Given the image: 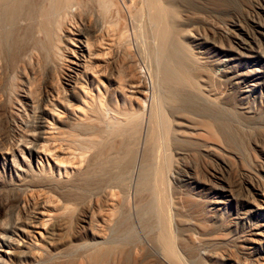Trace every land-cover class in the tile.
<instances>
[{
	"label": "rangeland",
	"instance_id": "374dc122",
	"mask_svg": "<svg viewBox=\"0 0 264 264\" xmlns=\"http://www.w3.org/2000/svg\"><path fill=\"white\" fill-rule=\"evenodd\" d=\"M123 1L83 0L80 9L74 6L72 16L65 21L66 42L60 50L39 34L38 46L30 44L14 62L12 57L5 59L0 54L4 59L0 56V264H95L89 257L97 244L104 243L115 248L107 261L96 264H253L262 254L244 247L251 225L264 222V209L254 207L264 205V79L255 76H264V37L254 30L256 23L264 24V0H171L181 35L179 43L194 57V76L207 89L199 104L234 116L239 136L232 145L216 129L219 141L208 138L206 119L193 116L188 107L174 108L167 101L161 23L168 16L162 13L164 17H160L156 8L168 9L170 0L158 1L155 9L150 0H131L133 13L128 10L130 0L127 5ZM164 7L159 8L165 11ZM212 27L231 29L236 37L218 38ZM241 42L249 43L254 51L243 50ZM83 44L94 54L93 59L87 50L84 58L80 57ZM88 58L90 61L85 60ZM239 73L243 79L234 80ZM254 81L259 84L255 90L251 86ZM59 93L62 98L58 99ZM59 101L75 111L74 125L67 123L61 106L51 113L54 117L42 115L47 104L53 106ZM97 106L105 107L103 113L107 110V115L122 123L130 117L140 120L138 134H124L127 137L130 133V137H123L128 145L120 135L108 138L101 148L106 153L122 144L138 149L137 162L128 171L131 178L128 175L127 188H119L114 179L115 173H120L116 164L110 165L115 172L107 166L112 174L102 177L98 190L103 194L94 193L95 188L88 185L92 182L74 180L88 167L85 158L89 154L81 160L83 166L65 161L62 175L54 173L59 183L44 182L38 170L42 165L49 166L48 159L44 156L41 164L31 142L41 130L48 132L45 136L74 131L89 137L93 131L87 130V124ZM164 121L169 123V132ZM187 124L204 128L195 133L185 127ZM198 135L209 142L206 138L200 144L176 139L185 136L192 140ZM152 148L161 156L159 160L152 158L158 164L149 156L155 165L150 173L151 185L140 190L142 162ZM33 201L45 206L43 218L37 216ZM62 216L67 217V233L76 236L70 249L56 256L55 247L38 244L40 236L36 234L39 241L32 238L36 246L30 247V255L39 259L34 262L30 255L22 254L23 247L18 248L21 230L28 227L32 233L43 220L53 227ZM91 219L98 225L95 239ZM164 230L175 247L174 255L160 243ZM129 232L133 237L125 242ZM8 248L16 249L14 256H5Z\"/></svg>",
	"mask_w": 264,
	"mask_h": 264
},
{
	"label": "bare ground",
	"instance_id": "6f19581e",
	"mask_svg": "<svg viewBox=\"0 0 264 264\" xmlns=\"http://www.w3.org/2000/svg\"><path fill=\"white\" fill-rule=\"evenodd\" d=\"M81 1L83 2V0H0V54H2L5 59L7 57H10V58L12 57L14 60L12 58L11 59L14 62L15 59H18L22 56L23 52L25 53L27 48H29L30 44H32L34 48H36L38 46V44H39L38 38L39 37H37V36L39 34L43 35V37H46V39L49 41V43L54 48H58L60 50L61 44L63 42L64 43L66 42V37L63 36V32H65V30H66L65 26L67 27V25H65V21L68 18V16L72 14L74 6L76 8H79L78 6H80L82 4ZM150 1H151L150 4L152 5V7L154 9L157 6H159L158 4L160 2L162 3V0H150ZM226 1H229V0H226ZM123 2L125 4V3H128L129 0H124ZM157 2H158V4H157ZM172 2L174 3V0ZM172 2H171V0L168 1V4H169L168 9H165L164 6H159L160 8L164 7L165 11L160 10L159 7L156 8V10L158 9L157 11H160L159 14L161 13L160 17L162 16V13H163V15H166V17L167 16L169 17V18L167 17L168 20H166L167 18L165 19L166 22H165V20L163 21L166 24L161 23L162 24L161 26L163 27V28L162 27L161 28L164 30V31H161V32H164L163 33L164 35L162 34L163 35V41H162V43H163L162 44V46H163L162 47L163 57H162V59H163V63H164L165 73H166L164 82H165L167 92H168L167 101H168V103L173 104L174 108H181V107L187 108L188 107V109H190L192 111L193 116H195V117L198 116V117H202V118L206 119L204 122V127L207 130L208 135L205 132H204V134H206L207 137L211 136L212 138L215 139V141H217V139L219 141L220 137L219 136H218V138L216 137L217 136L216 133L219 132L223 137H225L226 141H228L229 143L231 142L230 145H232L234 140H238V136H239L238 135L239 131L236 128L237 123L235 122L234 116L231 115L230 113L224 111V110L223 111L219 110V109H217L211 105H207L208 108H206V107H202L199 104V100L203 101L201 99V97H202L203 93L205 91H207V89H206V87H204L203 84H201V80H199V82H200V84H199L196 80L197 78L194 76L195 75L194 73L196 70V66H195L196 63H195L194 57H191V55H189L191 53H187V50L182 48L184 46L180 45V43L182 42L180 40L181 35H180V32H178L179 29L177 28V25L174 21L176 16H175V11H174L175 9L172 7V6H174V4ZM129 3H128L129 4L128 5L129 12H131V13L135 12V11H133L134 10L132 8L133 3L131 4V0ZM147 3H149V2L147 1ZM168 4H167V6H168ZM83 5H84V3H83ZM125 5H127V4H125ZM149 7L151 8V6H149ZM71 9H72V11H71ZM151 10H152V8H151ZM155 14L157 15V13H155ZM162 17H164V16H162ZM155 19L160 20V19H158V17H156ZM153 21H154V19H153ZM157 23L159 24L160 22H157ZM66 24H68V23H66ZM210 30L214 34V36H218V38L231 40L234 36L236 37L235 33L231 29H222V28L212 27ZM254 30H255L256 34L263 35V37H264V24H261L259 22L256 23L254 25ZM248 37H250V36H248ZM251 38L252 37H250V40H252ZM250 40H247V41L249 42ZM250 43H252V42H250ZM86 44L88 45V43H86ZM87 45L83 44V46L80 48V51H79L80 57L84 58L83 54L86 53V50L88 51ZM241 46H242L243 50H245L247 52L249 50L254 51V50H252L251 47H249L250 44L247 42L246 43L241 42ZM30 50H31V48H30ZM90 51L91 50H89L88 52L90 53L89 56L91 58L93 53L91 54ZM74 56L77 57L76 52H75ZM3 57L1 56L2 59H3ZM93 57H92V59H93ZM88 59H85V60L90 61V59L89 60ZM91 67H93V66H91ZM87 69H89V68H87ZM87 71H85V73H87ZM243 74H246V73H243ZM243 76L244 75H240V73H239L237 75H234L233 77H234V80L240 81L243 79L242 78ZM248 76L253 77V75H248ZM255 76L257 79L258 78L264 79V76H262V75H255ZM83 77H84V75L81 78H83ZM202 82H205V81H202ZM68 85H70V83ZM258 85L259 84L257 83V81H254L251 84V86L253 87V90H255L258 87ZM83 86H85V85H83ZM84 88H85V92H86V87H84ZM82 91H83V89H82ZM85 92H83V93H85ZM87 93L88 92H86V94ZM61 96L62 95H60V93H59V95L57 96L58 99L62 98ZM86 97L87 96L85 95V98ZM83 98H82V100H83ZM213 99H216V98H213ZM99 100H97V101L100 104ZM63 101H59V104L58 103L54 104L55 103L54 102L53 103L54 105L52 104L53 106H51V104H47L42 109V115L43 116H46V115L50 116V115H52L51 113H53V111H55L58 107L61 106V108L64 110V113L67 115V118L69 119V121H67V123H69L70 125H74L75 123H73V121H75L74 120L75 119L74 118V114H75L74 112L75 111L72 110L69 106H67V105L65 106L62 103ZM83 101H86V100H83ZM50 103H52V102H50ZM102 106H97L96 109H93L95 111L91 112L92 114L93 113L94 114L92 116V121H91V119H89L91 121V123L89 122L88 123L89 125L87 124V127H88L87 130L90 129V131H93V132L91 133L89 131L91 133L90 135L87 134L89 137L83 136L84 137L83 138L81 136V132H74V131H72V132H58L57 135L49 134L48 136H45V135H47L46 133H48V132H46L45 130H44L45 132L43 130H41L40 136H38L37 139L35 137L34 142H31V143H33V146H31V149H32L34 156L38 160H40V162L43 161L44 156L48 159L46 161H47V163H49V166L44 167L45 165L44 166L42 165L40 170H38L39 176L40 175L44 176L43 177L44 182L45 181L50 182L49 180H54V182H55L56 176L54 177V173L58 172L59 175H62L61 174L62 170H63L62 165L65 163V161L70 160V162L72 164H74V165L78 164V166H81L82 165V163L80 165L81 160L83 159V157H85V154L86 155L89 154L88 158H85V160L87 161L86 166H88V167L85 170L83 169L84 172H80V175L77 176L78 178L77 177L75 178V176H74V178H75L74 180L81 178V180L84 179L86 181H89V183L92 182L88 185H91V186H93V188H95L94 193H100L101 194L102 190H98V189H100V187L102 186V181H103L102 177L104 175H107L108 172H109V174L110 173L112 174V172L108 171L109 169L106 170L107 166H109L110 170L113 172H115L116 170H117V172L120 171V173H115L116 176L114 178L115 180H117L116 183L118 182L119 188H125L127 186V184H128L127 183V177L130 174V173L128 174V171L130 172V169L132 168V166L133 165L135 166L134 162H137V161H135V157L137 154L136 151L138 149L135 151L133 148H131V147L128 148V146H125L124 144H122L123 142L124 143L126 142L125 139H123V137L124 138L130 137V136H128L130 133L128 135H126L127 137H125V135H124L128 131L132 132V135H133V132L135 134H138L137 132H138V129L140 126V120L136 117L135 118L130 117L129 119L128 118L126 119L127 121H125V123H122V122H120L121 120L119 121L117 119V117L112 116V115H107V113H108L107 110H106V112H104L105 113L104 114L102 110H104L105 107H104V109H102ZM94 108H95V105H94ZM52 116L54 117V115H52ZM124 116H125V114H124ZM126 117H129V114ZM89 118H91V117H89ZM140 119H142V118H140ZM123 120H125V119H123ZM58 121L61 122L60 118H58L57 122ZM165 126L169 132L170 127H169L168 121L165 122ZM41 127H42L41 129H43L44 126H41ZM49 127H51V126H49ZM185 127L189 128L192 132H195V133L197 131H200L201 128H204V127L200 128L197 125H192V124L191 125L187 124ZM45 129H47V128H45ZM214 129H216L218 132L214 131ZM86 132H88V131H86ZM86 132H83V133L86 134ZM120 135H121L122 140H123V142H120L122 144V145H120V147H121L120 150H119L120 147L114 148V146H113L115 151H116V149H117V151L115 152L113 150V148L111 147L112 149L110 148V150L106 153L105 150L101 149L104 146V144L108 138H110L112 136H117V138H118V136H120ZM193 135H195V134H193ZM199 136H201V135H198V137ZM188 137H190V136H188ZM207 137H205L206 140L209 138V137L208 138ZM112 138L114 139V137H112ZM205 138H201V139H205ZM176 139L177 140L180 139L181 141L183 139L189 140L190 142L194 141V143L195 142L199 143L201 141L200 137L197 139L195 138V139L190 140L187 137L182 136V137H178ZM154 140H156V139L154 138L153 141ZM213 140L210 142H215ZM49 142H51L52 144H50ZM208 142L209 141L207 140L206 143H208ZM194 143H192V144L194 145ZM106 144H107V142H106ZM199 144H198V146H199ZM126 145H128V144H126ZM123 146H125L124 147L125 149L123 148ZM205 146H208V145L205 144ZM32 147H34V149ZM213 147L210 146L209 148L214 149ZM148 151L149 150L147 149V152ZM152 151L154 152V154L152 153ZM114 153H115V155H114ZM156 153L157 152H155L154 148H152L151 152H148L145 156L143 154V156L145 157L144 160H143V156H141L142 160H143L142 167H141L142 175H141V178L138 182V187H137V188L140 187L139 188L140 190L141 189H148V187L150 188V185H151L150 184V182H151V180H150L151 174L150 173H152V168L155 166V165L153 166V162L150 161V158H151V160H153V159L155 160V158L159 160V156H161L160 153H158V154H156ZM75 155H76V158H74ZM60 156H63V157L60 158ZM71 156H72V159L70 158ZM149 156H150V158H149ZM50 159L55 162V165L51 163ZM70 162H69V165H71ZM154 162H155L154 164H156V163L158 164V162H156V161H154ZM38 163H39V161H38ZM67 163L65 165L66 167H67ZM41 164H42V162H41ZM111 164H114V165L116 164V166H117L116 170H113V168L110 166ZM74 165H71V166H74ZM159 168H160V166H159ZM64 169H65V167H64ZM159 170H161V169H159ZM64 171H66L65 174H67V172H68L67 169H65ZM36 176L37 175L34 176L35 179H36ZM130 178H131V176H130ZM41 179H42V177H41ZM112 179H113V177H112ZM57 180H59V179H57ZM74 180H72V181H74ZM60 181L61 180H59L57 182L59 183ZM67 181H69V180H67ZM41 182L43 183V181H41ZM51 182H53V181H51ZM65 182H66V180H65ZM75 182H77V181H75ZM75 182L73 184H77ZM78 182H80V181L78 180ZM20 183H22V182H20ZM104 183H103V185H105ZM66 184H67V182H66ZM71 184H72V182H71ZM107 185H105V187ZM69 186H70V184H69ZM115 187H117V186H115ZM96 190H98V191H96ZM122 190H124V189H122ZM106 191H107V189H106ZM33 203H34V201H33ZM91 204H92V202H91ZM33 206H34V210L36 211L37 216L39 215L40 217L42 216V218H43V216H45L44 215L45 213H43V211L45 210V208H44L45 206H43V203L35 202L33 204ZM148 207L146 210L145 209L144 210L146 212H148V214H149L150 208H148ZM254 207H256L258 210H261V211L264 209L263 204H258V205H255ZM66 209H67V207H66ZM97 211H99V210H97ZM145 211H144V213H145ZM253 212H254V208L251 209V213H253ZM90 216H92V215H90ZM40 217H36V218L39 219ZM64 217L65 216H62V219L61 218L58 219V221L56 222L55 225H53V227H50L51 225L49 227L46 226L45 225L46 222H44V220H43L44 223L42 222L41 226L39 228H37V226H38L37 225L36 228L34 230H32L33 234L30 231L31 229H28V227L27 228L25 227L23 230H21L22 242L18 245V248L23 247L22 254L30 255V247H32L34 245L36 246V242H34L33 239H35L37 242L39 241L38 238L36 237L37 236L36 234H38L40 236V242L41 243H38V244H41L44 246L55 247V255L56 256L59 255V253L62 252V250L65 252L66 250L70 249L72 246V243H74L73 241L76 239L73 238L74 235L71 236L72 235L71 233H69V234L67 233V226L66 225L68 222L66 221L67 217H66V219ZM85 218H87V217H85ZM92 219L90 221L93 224L91 227V231L93 234V239H95V237H96L95 235L98 232V231H96L97 230L96 226H98V225H96ZM87 221L88 220L85 219V223H87ZM88 224H89V222H88ZM36 229H38V230H36ZM251 230L252 231L249 233L247 240L245 242L246 246L245 247L243 246V247L245 248V250H247L249 252L250 251H258L260 254H262V257L260 256L261 259L258 260L257 258H254V260L252 261L253 264H262V263H264L263 262L264 261V249H263V247H264V222L257 223L256 225H251ZM68 232H69V230H68ZM132 232H129V234L126 235L125 242L132 239V237H133ZM165 232L166 231L164 230L162 232V236L160 235L161 236V240L159 239L161 241L160 243H162L165 251L169 255H174V252H175L174 248L175 247L173 246L171 240H169L170 238H169V236H167L168 233L166 235ZM74 237H76V236H74ZM77 240H80V239H77ZM76 242H78V241H76ZM97 243H99V242H97ZM98 245H100V244H97V246L93 249V251L89 257L90 260L95 264L96 263H102V262L104 263L105 260L107 261L110 254L112 253V251L115 248L114 244H107V243L105 244L104 243L100 246H98ZM73 248H74V245H73ZM15 251H16V249H14V248H8V251L5 252V256H7V257L14 256ZM247 251H246V253H247ZM63 254H65V253H63ZM68 254H66V256H68ZM30 257L34 260V262L39 259L38 255H30Z\"/></svg>",
	"mask_w": 264,
	"mask_h": 264
}]
</instances>
